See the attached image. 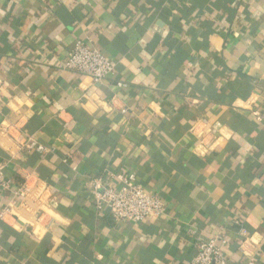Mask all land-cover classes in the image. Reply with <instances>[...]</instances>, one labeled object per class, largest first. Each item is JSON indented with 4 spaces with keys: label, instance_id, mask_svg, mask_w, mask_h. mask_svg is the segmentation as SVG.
<instances>
[{
    "label": "crops",
    "instance_id": "crops-1",
    "mask_svg": "<svg viewBox=\"0 0 264 264\" xmlns=\"http://www.w3.org/2000/svg\"><path fill=\"white\" fill-rule=\"evenodd\" d=\"M78 39L115 72L59 68ZM0 264H264V0H0ZM134 175L165 206L116 223L94 182Z\"/></svg>",
    "mask_w": 264,
    "mask_h": 264
},
{
    "label": "built area",
    "instance_id": "built-area-1",
    "mask_svg": "<svg viewBox=\"0 0 264 264\" xmlns=\"http://www.w3.org/2000/svg\"><path fill=\"white\" fill-rule=\"evenodd\" d=\"M64 71L79 73L88 77L95 84H99L115 72V67L104 55L101 49L88 47L86 41L78 39L69 57L60 64ZM2 139L12 141L22 154L31 152L45 154L49 149L33 137L26 136L21 127L11 125L0 132ZM121 186H103L99 181L94 182L92 194L95 199V207L98 210L105 209L116 222L139 223L149 218L159 217L164 214L165 206L157 195L149 194L137 183L136 177H119ZM31 192V185L24 179L17 189L5 181L4 165L0 166V196L13 195L15 198L25 201ZM11 213L10 206L0 208V223L5 222ZM197 254L191 264H227L219 247L214 240L207 243L196 244Z\"/></svg>",
    "mask_w": 264,
    "mask_h": 264
}]
</instances>
